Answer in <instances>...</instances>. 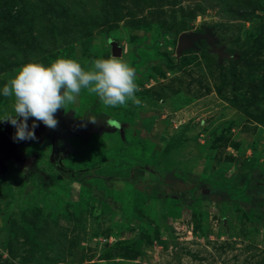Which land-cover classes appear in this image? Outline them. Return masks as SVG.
I'll return each instance as SVG.
<instances>
[{
	"label": "rangeland",
	"instance_id": "rangeland-1",
	"mask_svg": "<svg viewBox=\"0 0 264 264\" xmlns=\"http://www.w3.org/2000/svg\"><path fill=\"white\" fill-rule=\"evenodd\" d=\"M108 56L141 103L82 89L72 135L20 147L36 159L0 173V264H264V0H0V87L29 60Z\"/></svg>",
	"mask_w": 264,
	"mask_h": 264
},
{
	"label": "clouds",
	"instance_id": "clouds-1",
	"mask_svg": "<svg viewBox=\"0 0 264 264\" xmlns=\"http://www.w3.org/2000/svg\"><path fill=\"white\" fill-rule=\"evenodd\" d=\"M82 89L94 93L110 107L124 105L128 100L137 105L141 103L135 96L139 88L134 69L116 56L97 58L87 68L68 57L48 63L29 60L0 87V96L14 98V114L0 117V121L7 120L15 127L14 140H34L37 122L55 128L54 114L74 104ZM30 117L33 118L31 127L28 125ZM108 123L113 125L111 121Z\"/></svg>",
	"mask_w": 264,
	"mask_h": 264
},
{
	"label": "water",
	"instance_id": "water-1",
	"mask_svg": "<svg viewBox=\"0 0 264 264\" xmlns=\"http://www.w3.org/2000/svg\"><path fill=\"white\" fill-rule=\"evenodd\" d=\"M206 39L209 44L214 46L216 39L214 38L211 30H206V32H188L182 33L178 37V47L177 51L180 53L182 50L195 46L196 42ZM57 118V125L68 116H73V111L64 112L61 108L55 114ZM32 119L29 118L28 125L31 127ZM117 126L121 124L115 120H112ZM37 127L34 129L36 139L16 141L13 139L16 129L7 120L0 121V173L4 174L8 169L7 162H12L14 166L18 169L30 172L34 166L36 155L25 156L20 150V147L24 144L30 145L32 141L38 142L44 137L50 136L55 132V128H48L42 122H37ZM122 130V127L120 126ZM53 144V141H52Z\"/></svg>",
	"mask_w": 264,
	"mask_h": 264
},
{
	"label": "trees",
	"instance_id": "trees-1",
	"mask_svg": "<svg viewBox=\"0 0 264 264\" xmlns=\"http://www.w3.org/2000/svg\"><path fill=\"white\" fill-rule=\"evenodd\" d=\"M74 115V114H73ZM82 172H86V171H84V170H82V171H79V173L81 174ZM153 172L157 175V177H158V179L156 180V184L158 185V184H161V183H164V184H167V185H169L170 186V189H171V191L169 192V191H167V189L166 188H163V189H159V190H156V192H157V194L159 195V196H161V197H173V198H175L177 195V188H176V186H174L173 184H171V183H169V182H166V180H164V178H163V176H162V174H160L159 172H158V170H153ZM159 174V175H158ZM85 176V175H84ZM90 176H93V174H91L90 173ZM132 177V176H131ZM133 178V177H132ZM79 179V181H81L82 182V184H84L83 183V181H82V179L81 178H78ZM77 179V180H78ZM86 185H88V184H86ZM198 188H197V193H194V194H192V196H194L195 198L196 197H202V198H206V197H208L211 193H212V191L214 190L210 185H198L197 186ZM263 193H264V188H261L259 185H256V186H254V187H251V188H249V190H248V194L249 195H251V196H255V197H260V196H262L263 195Z\"/></svg>",
	"mask_w": 264,
	"mask_h": 264
},
{
	"label": "flooded vegetation",
	"instance_id": "flooded-vegetation-1",
	"mask_svg": "<svg viewBox=\"0 0 264 264\" xmlns=\"http://www.w3.org/2000/svg\"><path fill=\"white\" fill-rule=\"evenodd\" d=\"M75 127L76 119L74 118V115L68 116L57 125L55 132L51 134V139L54 138V141H62L66 136L72 135V133L75 131Z\"/></svg>",
	"mask_w": 264,
	"mask_h": 264
}]
</instances>
